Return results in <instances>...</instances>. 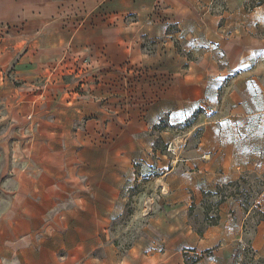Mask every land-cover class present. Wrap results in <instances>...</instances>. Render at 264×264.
I'll use <instances>...</instances> for the list:
<instances>
[{
  "label": "crops",
  "instance_id": "obj_1",
  "mask_svg": "<svg viewBox=\"0 0 264 264\" xmlns=\"http://www.w3.org/2000/svg\"><path fill=\"white\" fill-rule=\"evenodd\" d=\"M248 1L0 0V24L14 34L2 37L0 55L21 51L16 76L26 81L2 97L3 108L13 101L18 116L49 122L4 128L5 163L8 148L26 162L41 141L52 153L34 167L13 163L0 186V264H54L53 246L40 257L35 249L51 239L38 236L37 222L55 196L60 206H120L121 188L141 178L157 187L150 206H166L152 229L164 224L200 249L233 236L224 213L239 210L232 196L202 235L190 229L186 208L244 172L264 171V1ZM6 83L0 74L3 91ZM196 129L182 153V131L189 137ZM15 168L25 172L19 179ZM170 237L163 251L142 254L143 264H183Z\"/></svg>",
  "mask_w": 264,
  "mask_h": 264
},
{
  "label": "rangeland",
  "instance_id": "obj_2",
  "mask_svg": "<svg viewBox=\"0 0 264 264\" xmlns=\"http://www.w3.org/2000/svg\"><path fill=\"white\" fill-rule=\"evenodd\" d=\"M263 1L249 0L248 2L251 7ZM12 33L8 23L0 24V42L5 34L8 37L14 36ZM20 53L21 51H10L5 56L0 55V74L7 81L3 88L5 91L0 89V136L4 128L8 126L13 128L15 122L25 124L33 119V115L18 116L17 110L11 111L9 105H14L13 101H8L7 111L3 108L2 97L25 87L26 84V81L16 76L17 58ZM47 73L43 72V74ZM82 87V77H77L74 91L79 92ZM23 114L26 113L23 112ZM35 122L43 126L49 124L47 117L40 120L33 119V123ZM58 122L63 123V118ZM185 123L180 126L182 130L187 126ZM12 128L7 134L10 140L14 139L15 134ZM199 131L200 129L194 130L189 137L185 135V131H182L180 139L178 138L180 143L178 142L176 148L183 153L187 147L194 145ZM24 134L26 136L29 132H24ZM37 146V153L30 155L34 162L20 161V158L14 156V152L8 148L6 153L12 157L10 164L5 163L3 148L0 147V186L4 185L6 177L11 175L8 172L13 163L21 168L34 167V163L38 164L51 158L52 153L46 142L41 141ZM56 165L62 167V163ZM19 169H14L17 179L25 173ZM232 182L231 185L223 184L218 191L219 194H231L240 203L239 210H236V207H230L224 212L227 217L233 218L235 233L229 239L222 238L219 242L208 243L204 249L192 247L185 234L177 239L174 235H168L169 228L164 224L158 223L152 229L150 222L166 214V206H150V198L153 197L151 195L157 191V187L154 180L141 178L121 188L120 206H60L63 200L55 196L56 206H50L48 211H45L44 217H40L37 222L39 224L38 236L51 235V239H47L46 242L40 241L35 251L40 257L41 253L46 251L44 247L53 246L49 250L53 251L54 264H143L144 255L163 251L166 248L165 245L168 244L162 238L171 236L170 240L174 238L175 242L170 246L175 245L177 250H181L183 264H264V219L258 222L259 212L262 211L264 214V171L244 172L238 180ZM23 196L20 194L18 198L23 200ZM71 196L73 200L74 197ZM218 197L219 195L212 197L211 194H206L203 195L201 206H196L194 203L192 207L187 206L186 222L196 234L198 233L195 230L204 232L206 228L213 226L207 225L210 221L204 219V213L208 210L210 217H213L216 212L219 213L214 207ZM4 202H1L0 188V206ZM244 208L247 209L246 212ZM128 252L137 253L132 254L126 260L124 257ZM114 253H116V258L111 259ZM31 257V259L37 258V256Z\"/></svg>",
  "mask_w": 264,
  "mask_h": 264
},
{
  "label": "trees",
  "instance_id": "obj_3",
  "mask_svg": "<svg viewBox=\"0 0 264 264\" xmlns=\"http://www.w3.org/2000/svg\"><path fill=\"white\" fill-rule=\"evenodd\" d=\"M200 112H202V109H198V110H196L193 114H192V116L190 117V118H188L185 122V125H189L191 122H192V120L197 116V114L198 113H200ZM163 127H166V125H164ZM227 184H229V185H231V184H233V182H228ZM219 186L216 188V191L214 192V193H212V192H210V191H208V192H204V195H206V194H217V195H219V197H218V199L216 200V202L214 203V207H216V211L218 210V205L224 200V198L225 197H228V196H231V194H219ZM193 205H191V207H192ZM244 211L246 212L247 211V209L246 208H244ZM259 215H260V217H259V220H258V222H260V221H262L263 219H264V214H263V212L262 211H260L259 212ZM204 219L205 220H209L210 221V223L208 222L207 223V225H215V224H217L218 223V221H219V215H218V213L216 212L215 214H214V216L212 217H210V215H209V211L208 210H206L205 211V213H204ZM197 233H198V235H202L203 234V231L202 230H195Z\"/></svg>",
  "mask_w": 264,
  "mask_h": 264
}]
</instances>
